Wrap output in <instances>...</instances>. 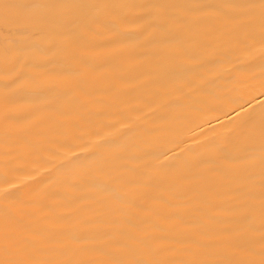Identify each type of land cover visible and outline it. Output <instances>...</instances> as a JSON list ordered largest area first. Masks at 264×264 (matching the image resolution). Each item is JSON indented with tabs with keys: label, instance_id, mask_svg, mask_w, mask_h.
<instances>
[{
	"label": "bare ground",
	"instance_id": "6f19581e",
	"mask_svg": "<svg viewBox=\"0 0 264 264\" xmlns=\"http://www.w3.org/2000/svg\"><path fill=\"white\" fill-rule=\"evenodd\" d=\"M0 264H264V0H0Z\"/></svg>",
	"mask_w": 264,
	"mask_h": 264
}]
</instances>
